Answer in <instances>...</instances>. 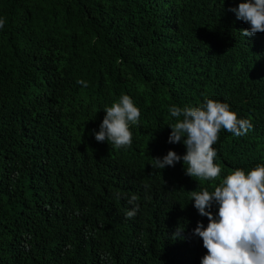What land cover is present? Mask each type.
Listing matches in <instances>:
<instances>
[{"label":"trees","instance_id":"16d2710c","mask_svg":"<svg viewBox=\"0 0 264 264\" xmlns=\"http://www.w3.org/2000/svg\"><path fill=\"white\" fill-rule=\"evenodd\" d=\"M241 2L0 0V264H201L193 230L209 221L190 192L264 165V32L241 34ZM122 95L141 115L117 149L93 130ZM206 99L252 124L221 129L220 176H188L183 160L153 169L186 154L168 142L169 108Z\"/></svg>","mask_w":264,"mask_h":264},{"label":"clouds","instance_id":"9594fccd","mask_svg":"<svg viewBox=\"0 0 264 264\" xmlns=\"http://www.w3.org/2000/svg\"><path fill=\"white\" fill-rule=\"evenodd\" d=\"M229 10L250 25L241 31L243 36L264 32V0H247ZM4 24L0 19V28ZM77 83L87 87L83 80ZM104 110L106 116L100 130H93L97 142L107 141L117 149L130 147L132 132L129 126L139 124V108L130 96L122 95L118 102ZM169 112L177 120L169 125L172 131L168 142H183L186 154L181 156L169 150L162 158L154 157L151 165L153 169H165L183 160L185 174L199 180H215L220 176L221 168L215 163L217 152L213 145L221 129L239 137L252 128L250 120L239 118L229 104L213 99H206L199 107L172 105ZM136 199L133 195L129 203L133 204ZM190 199L194 200L198 213L209 221L206 228L198 222L193 230L207 249L201 264H264V165H258L247 174L243 169H235L214 191H191ZM214 205L218 206L217 213L212 211ZM138 209L137 204L126 211V218H134ZM182 231L179 227L172 238L183 239Z\"/></svg>","mask_w":264,"mask_h":264}]
</instances>
